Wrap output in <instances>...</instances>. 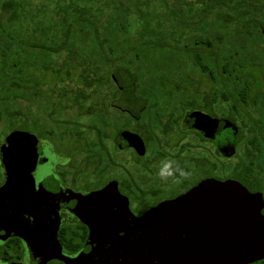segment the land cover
I'll use <instances>...</instances> for the list:
<instances>
[{"label": "trees", "instance_id": "trees-1", "mask_svg": "<svg viewBox=\"0 0 264 264\" xmlns=\"http://www.w3.org/2000/svg\"><path fill=\"white\" fill-rule=\"evenodd\" d=\"M263 31L264 0H0V133L48 119L81 146L103 132L107 92H142L127 103L141 109L220 100L236 129L222 175L264 197Z\"/></svg>", "mask_w": 264, "mask_h": 264}, {"label": "flooded vegetation", "instance_id": "flooded-vegetation-1", "mask_svg": "<svg viewBox=\"0 0 264 264\" xmlns=\"http://www.w3.org/2000/svg\"><path fill=\"white\" fill-rule=\"evenodd\" d=\"M127 95H132L130 101ZM141 95L107 92L115 100L104 107L103 132L90 127L81 146L73 133L59 131L54 149L51 127L26 130L37 145L33 160L26 144L16 153L12 145L10 154H2L13 130L0 133V264H34L37 256L77 258L90 233L81 216L86 198L108 185L140 216L207 178L236 180L222 175L228 132L234 128L220 132L215 127L212 135L207 131L214 119L232 122L221 116L220 100L207 108L127 106L140 103L136 99ZM125 132L139 138L135 145L119 138Z\"/></svg>", "mask_w": 264, "mask_h": 264}, {"label": "water", "instance_id": "water-1", "mask_svg": "<svg viewBox=\"0 0 264 264\" xmlns=\"http://www.w3.org/2000/svg\"><path fill=\"white\" fill-rule=\"evenodd\" d=\"M213 123L207 130L211 135L215 127L224 132L232 125L229 135L236 130L228 120ZM118 136L127 145L139 139L128 132ZM5 144V155L12 145L16 153L25 144L31 160L37 154L33 135L24 131L9 133ZM109 187L86 198L81 216L90 233L82 253L71 260L37 256L34 264H252L264 259L263 196L237 180L207 178L140 216Z\"/></svg>", "mask_w": 264, "mask_h": 264}, {"label": "rangeland", "instance_id": "rangeland-1", "mask_svg": "<svg viewBox=\"0 0 264 264\" xmlns=\"http://www.w3.org/2000/svg\"><path fill=\"white\" fill-rule=\"evenodd\" d=\"M191 66L190 65H188L187 66V68H190ZM192 69V73H191V77L193 76V82L195 83V85H196V87H198V88H203V89H205L208 85H209V82L207 81V78L206 77H204V76H202L201 77V75H200V72L198 71V70H196V69H193V68H191ZM113 78V77H112ZM198 79H200V80H198ZM63 84L61 83V82H58V86H62ZM45 87V86H44ZM260 87L262 88V96H261V99H260V101L262 102L263 100H264V83L263 82H261V85H260ZM46 104L43 106V108L45 109V111H46ZM261 107V106H260ZM86 119L87 118H85V116H83L82 118H81V120H80V122L81 123H84V122H86ZM46 121H48V125H47V123L45 122V121H43V120H40V124H42V126H44V127H53V130H50L51 132H49L50 134H52L53 135V137L54 138H52L51 139V145H53V148L55 149L56 147H57V144L55 143L56 141H55V136H58L59 135V131H62V129H57V127L56 126H52V125H50V124H52L51 122L52 121H50V120H46ZM6 125L4 124V123H1V125H0V128L1 129H4V128H6L5 127ZM59 126H60V128H63V127H65V126H70V127H73V124H66V123H59ZM43 129V128H42ZM32 131V130H31ZM33 132L34 133H38L36 130H33ZM2 133H4V132H2ZM43 135V134H42ZM63 136V135H62ZM53 148H52V150H53ZM229 148H231V144H230V147ZM62 154V153H61Z\"/></svg>", "mask_w": 264, "mask_h": 264}]
</instances>
